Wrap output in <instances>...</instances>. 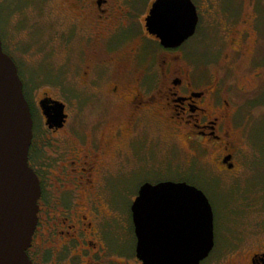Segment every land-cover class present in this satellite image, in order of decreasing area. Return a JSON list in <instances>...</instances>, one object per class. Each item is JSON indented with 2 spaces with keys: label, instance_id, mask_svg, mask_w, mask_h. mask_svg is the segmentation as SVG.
<instances>
[{
  "label": "flooded vegetation",
  "instance_id": "obj_1",
  "mask_svg": "<svg viewBox=\"0 0 264 264\" xmlns=\"http://www.w3.org/2000/svg\"><path fill=\"white\" fill-rule=\"evenodd\" d=\"M155 1L135 22L133 0H61L60 14L53 20L63 19L61 23L70 28L74 40L67 41V55L80 64L70 72L69 91L57 97L40 91L36 96L42 139L36 134L26 88L45 80L37 75L38 82L32 85L29 77H20L33 119L29 165L41 187L38 223L27 252L32 264H143L136 254L133 208L145 185L163 182L146 180L135 190H126L130 208L125 217L111 202L121 160L137 134L148 127L168 130L175 141L187 142L219 173L231 174L237 168L236 136L247 120L241 119L243 100H255L258 94L249 98L246 88L234 86L228 74L231 66L251 58L255 48L240 32L230 30L221 42L223 63H210L219 59L215 54L206 64H193L179 54L189 40L178 49H165L148 34L146 18ZM30 3L28 8L35 9V2ZM260 61H250L256 79L264 71ZM45 100L64 106L66 121L61 128L48 125L41 107ZM118 115L120 122L112 124ZM48 142L57 148V156L46 155ZM127 240L134 244L131 253L124 246ZM212 254L200 264H243L244 259L245 264H264L260 251L249 255L240 251L213 262Z\"/></svg>",
  "mask_w": 264,
  "mask_h": 264
},
{
  "label": "rangeland",
  "instance_id": "obj_2",
  "mask_svg": "<svg viewBox=\"0 0 264 264\" xmlns=\"http://www.w3.org/2000/svg\"><path fill=\"white\" fill-rule=\"evenodd\" d=\"M32 1L36 4L32 5L35 9L28 8ZM32 1L0 0V38L5 53L16 63L20 77H29L32 85L39 81L36 88L26 89L33 106L36 134L42 139L44 131L36 96L40 91L48 92L52 97L62 95L63 90L69 91L70 72L79 66L80 60L67 55V41L74 40L73 34L68 33L70 28L61 23L63 19L53 20V15L60 14L57 6H61V0ZM133 1L136 9L133 17L137 22L152 0ZM192 2L199 10L200 23L195 37L181 48L179 54L185 55L193 64L197 61L206 64L218 54L219 59L210 63L221 64L224 62L221 42L230 30L240 32L250 48H255L251 58L231 66L232 72L228 74L234 86L246 88L249 98L258 94L255 100L245 102L242 98L245 106L241 108V119L242 122L247 120L236 136L237 168L231 174L219 173L207 165L205 158H199V153L187 142L175 141L168 130L161 132L157 126L148 127L137 134L121 160L119 171L113 177L117 189H112L116 198L112 199L111 205L125 217L130 208L126 190H135L146 180L186 182L205 194L213 210L215 248L212 262L240 251L246 255L253 251L264 253V71L261 78L256 79L250 70L251 59H261L264 63V0ZM241 14L242 20H239ZM136 31L140 33L139 25ZM154 48L160 51L156 44ZM37 75L45 81H37ZM121 118V115L114 116L111 123L116 125ZM55 151V145L48 142L46 155L55 157ZM57 213L55 210L52 215ZM124 246L130 253L134 250L131 240Z\"/></svg>",
  "mask_w": 264,
  "mask_h": 264
},
{
  "label": "water",
  "instance_id": "obj_3",
  "mask_svg": "<svg viewBox=\"0 0 264 264\" xmlns=\"http://www.w3.org/2000/svg\"><path fill=\"white\" fill-rule=\"evenodd\" d=\"M199 24L192 0H156L148 34L178 49ZM48 125L61 128L64 106L41 103ZM33 119L23 83L0 38V264H32L28 257L38 223L41 187L29 165ZM136 254L143 264H200L215 247L214 214L205 194L186 182L145 185L135 203Z\"/></svg>",
  "mask_w": 264,
  "mask_h": 264
}]
</instances>
